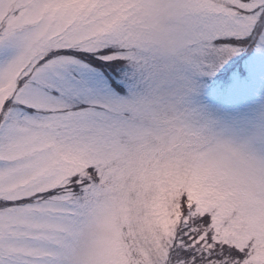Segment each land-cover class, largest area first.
Returning <instances> with one entry per match:
<instances>
[{"label":"snow or ice","instance_id":"obj_1","mask_svg":"<svg viewBox=\"0 0 264 264\" xmlns=\"http://www.w3.org/2000/svg\"><path fill=\"white\" fill-rule=\"evenodd\" d=\"M0 264H264V0H0Z\"/></svg>","mask_w":264,"mask_h":264}]
</instances>
